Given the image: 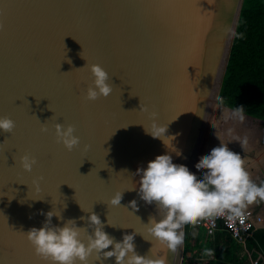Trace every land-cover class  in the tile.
<instances>
[{
    "label": "water",
    "instance_id": "1",
    "mask_svg": "<svg viewBox=\"0 0 264 264\" xmlns=\"http://www.w3.org/2000/svg\"><path fill=\"white\" fill-rule=\"evenodd\" d=\"M243 1L0 0V116L15 121L0 132V264H52L24 232L53 209L63 217L53 224L74 218L80 227L95 212L116 240L134 233L138 254L181 264L184 245L172 252L145 231L163 213L139 196L136 170L168 152L202 175L196 165ZM93 63L113 91L88 100ZM153 114L170 147L146 130ZM57 122L75 126L72 150L57 141ZM24 154L36 157L31 171L20 165ZM116 191L120 205L108 203ZM98 255L89 264H116Z\"/></svg>",
    "mask_w": 264,
    "mask_h": 264
},
{
    "label": "clouds",
    "instance_id": "2",
    "mask_svg": "<svg viewBox=\"0 0 264 264\" xmlns=\"http://www.w3.org/2000/svg\"><path fill=\"white\" fill-rule=\"evenodd\" d=\"M242 35V34H240ZM92 82L86 89V99L96 100L100 96L107 97L113 91L108 83L109 73L97 63L90 66ZM154 115L153 123L145 127L153 137L161 138L165 145L173 137L165 135L166 125L158 124ZM231 118L243 121L244 107L241 105L232 110ZM15 121L9 116H0V132H12ZM55 137L68 150L80 143L75 134V126L55 123ZM41 131L47 132V126ZM227 134L241 143L248 144V137L235 134L233 128ZM170 147V146H169ZM20 165L25 171H31L36 164V157L29 154L20 156ZM202 176L193 173L189 167L174 163L168 152L157 155L147 162V166L138 168V194L145 202L154 203L162 211L149 218L145 224L146 233L158 243L172 252L178 251L186 241L183 229L196 224L201 219L227 214L229 219L239 217L243 222L245 208L259 201H264V182L257 184L246 167V160L238 152L231 150L227 143L213 147L209 154L202 157L196 165ZM136 185L132 188H135ZM123 191H116L108 201L112 205H120ZM132 208L137 207L135 199L129 202ZM85 210V209H84ZM86 211V210H85ZM80 217L87 220V227L77 226L76 219H67L63 225L53 224L52 217L63 219L60 211L49 210L41 227H31L24 232L26 239L33 245L35 253L49 258L52 264H89L88 257L95 251L101 256L114 257L116 264H167L164 258L140 255L135 250L134 233H125L121 240L109 235L104 230L100 217L92 211ZM92 231L89 232L88 229ZM87 233V242L81 234ZM111 246V248L109 247ZM207 256L213 249L205 248Z\"/></svg>",
    "mask_w": 264,
    "mask_h": 264
},
{
    "label": "trees",
    "instance_id": "3",
    "mask_svg": "<svg viewBox=\"0 0 264 264\" xmlns=\"http://www.w3.org/2000/svg\"><path fill=\"white\" fill-rule=\"evenodd\" d=\"M218 102L231 109L242 105L244 113L264 121V0L243 1ZM190 227L184 228V253L190 250L200 264H264V227L247 236L245 247L224 229L191 243ZM205 248L213 254L205 255Z\"/></svg>",
    "mask_w": 264,
    "mask_h": 264
},
{
    "label": "crops",
    "instance_id": "4",
    "mask_svg": "<svg viewBox=\"0 0 264 264\" xmlns=\"http://www.w3.org/2000/svg\"><path fill=\"white\" fill-rule=\"evenodd\" d=\"M226 109V108H225ZM233 109H227V117L230 120L231 118V113ZM221 112L220 107L216 109V113L219 114ZM245 114V119L251 118V119H256V117H253L249 114ZM215 116V114H214ZM231 123H226L223 130L220 132L214 130L213 128L207 131V138L211 137L210 133L211 131L213 133L219 134L218 139L216 140H205L201 153L199 155V162L201 161L202 157L206 156L209 154L210 150L213 147L219 146L221 143H227L228 147L235 151L238 152L242 155V157L246 160V167L248 171L250 172L251 178L257 183L264 182V143H260V140H257L253 136V138L248 137V133L250 131V128L244 123L243 121H238L235 119L231 118ZM228 128H233L235 131V134L239 135L240 137L247 136L248 137V144L247 145H241L240 142L237 140L233 139L227 134V129ZM260 141V142H259ZM246 208L252 210L256 215H260L262 217V222L260 227H264V201H259V202H254L250 205H248ZM195 228V227H193ZM196 229V228H195ZM197 230V229H196ZM197 230V234H199Z\"/></svg>",
    "mask_w": 264,
    "mask_h": 264
},
{
    "label": "built area",
    "instance_id": "5",
    "mask_svg": "<svg viewBox=\"0 0 264 264\" xmlns=\"http://www.w3.org/2000/svg\"><path fill=\"white\" fill-rule=\"evenodd\" d=\"M261 222L262 217L260 215H256L252 210L245 208L243 222H241L239 217L229 219L227 214H225L212 218H204L196 224L191 225L200 231L201 235H211L217 229L227 230L238 243L245 247L247 236L252 235L260 227Z\"/></svg>",
    "mask_w": 264,
    "mask_h": 264
},
{
    "label": "rangeland",
    "instance_id": "6",
    "mask_svg": "<svg viewBox=\"0 0 264 264\" xmlns=\"http://www.w3.org/2000/svg\"><path fill=\"white\" fill-rule=\"evenodd\" d=\"M219 107L221 109V112L219 114H217L216 109H218ZM214 110H215V116L213 115V118L210 121L208 130L213 128L216 131L218 129V131L220 132L221 130H223L222 128H224L225 124L231 123L232 120H231V118H230V120H228L229 119L227 117L228 112L224 108V106H222V105L217 106V108L215 107ZM242 123H244L246 125V128H247V126L250 128V131L248 133V137L250 136L249 138H253V136H254L255 138H257V140L261 141V142L259 141L260 143H264V121L262 119L257 118V117H256V119L248 118V119L244 120ZM207 131L205 134H207ZM210 135H211V137L206 138V139L216 140L219 137V134L213 133L212 131H211ZM198 233L199 234H197V230L195 228H193L191 225V227H190V242L191 243H194L197 240V238L201 236V233L200 232H198ZM181 264H200V262H199L198 256L191 255L190 250H187L186 253L183 254Z\"/></svg>",
    "mask_w": 264,
    "mask_h": 264
},
{
    "label": "snow or ice",
    "instance_id": "7",
    "mask_svg": "<svg viewBox=\"0 0 264 264\" xmlns=\"http://www.w3.org/2000/svg\"><path fill=\"white\" fill-rule=\"evenodd\" d=\"M39 258H42V257H39Z\"/></svg>",
    "mask_w": 264,
    "mask_h": 264
}]
</instances>
